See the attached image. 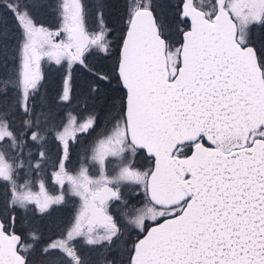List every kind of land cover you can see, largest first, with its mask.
Instances as JSON below:
<instances>
[{"label": "snow or ice", "instance_id": "obj_1", "mask_svg": "<svg viewBox=\"0 0 264 264\" xmlns=\"http://www.w3.org/2000/svg\"><path fill=\"white\" fill-rule=\"evenodd\" d=\"M0 264H264V0H3Z\"/></svg>", "mask_w": 264, "mask_h": 264}, {"label": "rangeland", "instance_id": "obj_2", "mask_svg": "<svg viewBox=\"0 0 264 264\" xmlns=\"http://www.w3.org/2000/svg\"><path fill=\"white\" fill-rule=\"evenodd\" d=\"M3 2V0H0V3H2ZM53 68H55L53 65L50 67L49 66V68H48V66L46 67V70L47 71H50V72H55L56 71V69H53ZM76 203H77V205H78V199L76 200ZM67 215V213H65V216ZM62 217H64V216H62Z\"/></svg>", "mask_w": 264, "mask_h": 264}, {"label": "flooded vegetation", "instance_id": "obj_3", "mask_svg": "<svg viewBox=\"0 0 264 264\" xmlns=\"http://www.w3.org/2000/svg\"><path fill=\"white\" fill-rule=\"evenodd\" d=\"M81 139L87 141V140L91 139V137L81 136Z\"/></svg>", "mask_w": 264, "mask_h": 264}, {"label": "trees", "instance_id": "obj_4", "mask_svg": "<svg viewBox=\"0 0 264 264\" xmlns=\"http://www.w3.org/2000/svg\"><path fill=\"white\" fill-rule=\"evenodd\" d=\"M48 66V68H49V66L51 67L52 65H47ZM55 67V66H54ZM53 69H56V68H53ZM50 72V71H49ZM52 73H54V72H52ZM61 216H65V213H61Z\"/></svg>", "mask_w": 264, "mask_h": 264}]
</instances>
